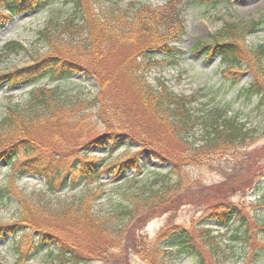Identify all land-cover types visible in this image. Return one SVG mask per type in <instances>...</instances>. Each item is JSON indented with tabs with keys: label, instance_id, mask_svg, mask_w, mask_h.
<instances>
[{
	"label": "trees",
	"instance_id": "16d2710c",
	"mask_svg": "<svg viewBox=\"0 0 264 264\" xmlns=\"http://www.w3.org/2000/svg\"><path fill=\"white\" fill-rule=\"evenodd\" d=\"M180 2L0 0L2 24L23 13L46 12L38 32L45 50L31 53L33 63L26 67L0 70V82L9 86L34 84L27 98L9 105L0 120V131H8L0 142L11 138L0 147V202L14 209L12 220L0 219V239L11 237L16 256L0 264H30L42 250L51 264H108L115 250L117 264H129L131 251L147 264H178L184 255L196 264H223L238 256L245 264H264V218L258 214L255 220L257 245L249 250L251 220L230 198L253 188L264 166L246 164L237 175L210 184L188 170L229 154L256 128L230 115L226 104L203 105L198 92L177 94L165 79H149L150 71L181 53L177 44L188 30ZM195 2L217 7L231 0ZM256 31L255 23L227 22L197 40L194 51L209 58L219 55L223 75L235 76L234 83L250 71L253 80L240 88L241 95L255 97L264 110V43L248 42ZM22 51L28 50L13 40L0 53ZM80 75L96 82L95 93L64 90L63 83L81 87L74 79ZM44 77L58 82L40 86ZM95 148L105 150L108 158L121 148L127 154L98 165V160H87ZM145 149L170 168L152 169L142 162ZM102 169L115 182L110 191L107 182L87 183ZM27 174L44 178V187L22 188L18 181ZM260 202L264 206V197ZM187 204L200 211L190 226L165 225L151 240L143 237L141 229L149 220ZM212 221L232 235L224 239Z\"/></svg>",
	"mask_w": 264,
	"mask_h": 264
},
{
	"label": "rangeland",
	"instance_id": "374dc122",
	"mask_svg": "<svg viewBox=\"0 0 264 264\" xmlns=\"http://www.w3.org/2000/svg\"><path fill=\"white\" fill-rule=\"evenodd\" d=\"M124 1L128 2L129 0ZM136 1L154 6H162L168 2V0ZM192 1L181 0L180 2L182 16L188 30L187 36L177 45L181 53L172 63H164L150 71L149 79L152 82L158 77L165 79L170 88L177 94L191 95L198 92L199 103L203 105L226 104L230 115L237 116L248 127L253 126V128H256L255 134L249 141H245L239 147L234 148L229 154L220 159L216 158L209 161L202 166L188 168L191 171L192 177L200 178L204 183L210 184L222 182L227 176L230 177L232 174L237 175V172L242 171L247 166L246 164L256 163L258 166H264V110L258 107V101L255 97L248 100L241 95L240 88L253 80V75L250 71H243L242 74L237 76L234 83L233 79H235V76L229 74L223 75L222 70L224 66L219 55L209 58L205 53H196L194 46L197 40H205L210 33L221 28L227 22L255 23L257 31L248 37V42L255 45L264 43V24H260V21L264 18V0H231L229 4H222L217 7L199 5L196 2L192 3ZM45 17L46 12L44 11L27 12L18 15L5 25L0 23V51L5 44L13 40L20 41L28 50L12 55L0 53L1 71H11L18 67H26L33 63L30 56L31 53H35L36 51L42 53L45 50L44 43H41L38 39V32L44 27ZM55 44L58 48L61 45L59 41H56ZM67 46L70 47L72 44L69 43ZM74 79L81 81L83 85L79 87L77 84L63 83L64 90L75 92L80 89L85 92L91 91L94 93L97 91L96 82L92 78L76 76ZM45 83L55 86L57 81L45 78L38 82V84ZM33 86L34 84L9 86L4 81L0 82V120L6 116L9 105L21 102L27 98ZM6 134H8V131H0V135ZM10 139L8 136L2 139L0 147L6 141H10ZM134 148L136 147L134 146ZM126 154L127 152L121 149L112 158H107V153L102 149H95L87 160H98V165H101L100 160L104 159L106 160L104 163L107 165ZM142 162H145L152 169L167 171L170 168L169 164L154 159L152 153L146 152V150L143 151ZM100 172L97 175L98 178L88 180L87 183L90 186H94L100 181L107 182L105 189L110 191L111 186L115 183L114 180H111L108 174L104 173L103 169ZM1 175L6 176L4 167L2 168ZM133 175L134 172H130V176ZM18 183L27 191H31L33 188L40 189L44 187V180L34 175H26ZM76 191L79 190L70 191L69 193L63 191L59 195L64 197ZM263 197L264 175L259 177L253 188L239 190L237 194L230 197L234 202L243 207V211L245 210V214L251 220L252 245L249 250H252L257 245V232L254 227L255 220L259 218L258 214L264 218V206L260 202ZM13 210V208H9L0 202V219L3 221L12 220ZM199 215V208L187 204L182 206L178 211L163 213L159 216L157 214L156 217L144 225L141 233L143 237L147 236L149 238L147 239L151 240L165 225L184 224L190 226L192 224L191 221L198 218ZM211 224L215 223L212 221ZM217 228L215 232L223 235L224 239L232 235V232L230 230L227 231L223 226L219 230ZM10 240L11 237H8L6 241L0 240V260L12 263L16 256ZM44 255L45 251L42 250V253L32 257L30 264H51L45 260ZM117 256H119V251L115 250L108 256V264H117ZM129 260V264H147L145 260L132 251L129 253ZM177 262L178 264H196L193 257L186 255L178 257ZM252 262L250 264H253ZM87 264L104 263L95 260ZM223 264H245V261L242 259V256H238L229 261L225 260Z\"/></svg>",
	"mask_w": 264,
	"mask_h": 264
}]
</instances>
